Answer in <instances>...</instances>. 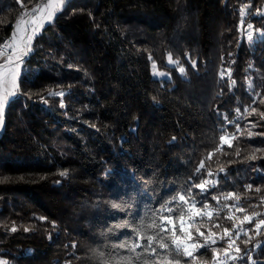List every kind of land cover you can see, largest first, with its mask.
<instances>
[{
	"label": "trees",
	"instance_id": "16d2710c",
	"mask_svg": "<svg viewBox=\"0 0 264 264\" xmlns=\"http://www.w3.org/2000/svg\"><path fill=\"white\" fill-rule=\"evenodd\" d=\"M42 1L0 0V50ZM22 61L6 264H264V0H71Z\"/></svg>",
	"mask_w": 264,
	"mask_h": 264
},
{
	"label": "rangeland",
	"instance_id": "374dc122",
	"mask_svg": "<svg viewBox=\"0 0 264 264\" xmlns=\"http://www.w3.org/2000/svg\"><path fill=\"white\" fill-rule=\"evenodd\" d=\"M69 1L71 0H43L25 19V31H23V35L20 38L21 40L19 39V55L13 54L12 50H10V41L8 48L12 59H8V62H4L2 59H5L6 56L5 53H2L3 55L0 57V134L3 131L5 124L6 108L8 104L17 97L19 92V78L22 68V66L19 64L23 58L24 51L27 49L30 52L32 45L31 41L33 40L36 32L40 31L42 27L44 29L47 25L52 23L54 18L61 11H63L64 7ZM50 12L52 15H49ZM12 40L17 41L16 32L14 33ZM14 59L18 61L13 62ZM152 74L155 78L167 77V75L160 72L155 65L152 66ZM196 214H198L197 211ZM188 224L189 222L184 226V230L190 229ZM185 245L189 248V250H194V246L190 244L188 238H186ZM230 258L231 257L229 256L227 259L229 260ZM0 264H6L5 260L1 256Z\"/></svg>",
	"mask_w": 264,
	"mask_h": 264
},
{
	"label": "crops",
	"instance_id": "0c3cea01",
	"mask_svg": "<svg viewBox=\"0 0 264 264\" xmlns=\"http://www.w3.org/2000/svg\"><path fill=\"white\" fill-rule=\"evenodd\" d=\"M42 29H43V27H42ZM42 29H40V31L36 32V34L33 37V40L31 41L32 43H33L34 39L41 33ZM23 31H25V20L20 21L17 24L16 30H15L16 36H17V41L16 40L15 41H13V40L10 41V45L9 46H10V50H12L13 54H18L19 55V48H20L19 39L23 35ZM22 63H23V61L21 60L19 65L22 66Z\"/></svg>",
	"mask_w": 264,
	"mask_h": 264
},
{
	"label": "snow or ice",
	"instance_id": "6c2138e0",
	"mask_svg": "<svg viewBox=\"0 0 264 264\" xmlns=\"http://www.w3.org/2000/svg\"><path fill=\"white\" fill-rule=\"evenodd\" d=\"M49 15H52V13L50 12ZM249 27H251V25H249ZM251 38H252L251 37V34H249V39H251ZM193 67H195V62H193ZM179 71L181 73H183L184 72V69L183 68H180ZM222 75H223V73H222ZM223 139H224V137H221V140H223ZM197 187H200L203 190V185H198ZM180 199L181 200H184L185 197L182 195L180 197ZM193 206H195V205H193ZM205 207H206V205H205ZM168 211L171 212L172 210L171 209H168ZM180 218H182V217H177V219H180ZM161 219L162 220H170L171 219V216L164 217L163 215H161ZM261 223H264V221H261ZM161 231H166V225L161 226ZM201 235H203V233H201ZM157 243H158V245H160V246L163 247L162 241H157ZM213 243H214V241H213ZM141 247H151V238H149V241H148V244L147 245H141ZM152 251L155 252V249H152ZM188 255H191V253H188Z\"/></svg>",
	"mask_w": 264,
	"mask_h": 264
},
{
	"label": "built area",
	"instance_id": "2783aa9c",
	"mask_svg": "<svg viewBox=\"0 0 264 264\" xmlns=\"http://www.w3.org/2000/svg\"><path fill=\"white\" fill-rule=\"evenodd\" d=\"M8 45H9V40L4 41L3 44H2L1 50H0L1 53H5L6 58L2 59V60H4V62H8V59H12V56H10ZM25 51H24V54H23V58L21 60L25 59L29 55V51L28 50L26 52ZM16 61H18V60L14 59L13 62H16Z\"/></svg>",
	"mask_w": 264,
	"mask_h": 264
}]
</instances>
